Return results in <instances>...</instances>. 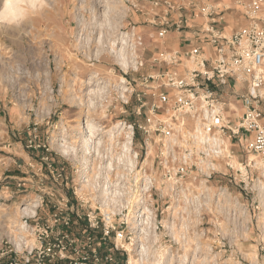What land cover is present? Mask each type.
Here are the masks:
<instances>
[{
	"label": "built area",
	"instance_id": "obj_1",
	"mask_svg": "<svg viewBox=\"0 0 264 264\" xmlns=\"http://www.w3.org/2000/svg\"><path fill=\"white\" fill-rule=\"evenodd\" d=\"M207 2L123 0L144 15L148 38L161 41L187 28L186 15ZM238 6L245 24L237 31L221 35L208 23L200 38L158 52L150 64L156 70L139 83L126 75L146 64L143 36L134 25L117 33L131 39L114 42L132 55L129 67L117 80L95 74V96L113 95L121 107L134 97V116L143 123L98 121L91 129L85 116L73 138L58 140L69 163L80 155L73 194L84 223L72 228L63 199L42 226L25 218L23 264H264V0ZM232 147L245 158L235 160ZM221 181L238 196L216 185ZM33 203L37 210L43 197Z\"/></svg>",
	"mask_w": 264,
	"mask_h": 264
},
{
	"label": "rangeland",
	"instance_id": "obj_2",
	"mask_svg": "<svg viewBox=\"0 0 264 264\" xmlns=\"http://www.w3.org/2000/svg\"><path fill=\"white\" fill-rule=\"evenodd\" d=\"M45 4L43 10L18 26L0 25V91L8 96L5 109L0 100V264H23L20 225L27 218L29 225L42 226L49 221L52 205L62 199L67 201L72 228L78 229L84 223V211L73 194L78 186H74V180L80 155L69 163L58 147L59 139L69 140V134L83 125L85 116L93 119L90 123L100 121L107 126L118 120L142 119L143 123V118L134 116L138 105L134 97L129 105L121 107L113 95L101 101L88 93L97 88L98 77L87 85L90 77L100 74L117 80L125 70L118 67L120 62L109 51L96 53L99 35L104 33L109 41L114 32L129 33L133 25L142 34V59L146 64L137 73L128 71L126 75L137 83L141 76L156 70L150 64L158 52H163L165 46L175 51L179 43L176 34L167 35L163 41L149 39L150 27L144 24V15L123 0H45ZM238 9L244 12L241 7ZM129 42L131 39H127ZM123 56L128 61L132 58L125 51ZM171 70L163 68L166 72ZM133 87L136 93L143 92L137 84ZM19 97L21 111L15 105ZM229 116L232 122L238 120V115ZM232 149L235 160L245 158L237 147ZM21 153L30 158L27 164L21 163ZM225 183L216 185L228 186L233 195L237 194L236 188ZM40 196L42 206L29 209ZM158 206L162 203L158 202ZM23 208L27 213L22 212ZM35 211L38 223L32 219ZM27 240L32 241L33 237ZM255 255V247L249 246L247 259L252 260ZM263 256L260 253V263Z\"/></svg>",
	"mask_w": 264,
	"mask_h": 264
},
{
	"label": "crops",
	"instance_id": "obj_3",
	"mask_svg": "<svg viewBox=\"0 0 264 264\" xmlns=\"http://www.w3.org/2000/svg\"><path fill=\"white\" fill-rule=\"evenodd\" d=\"M238 8V0H208L205 4L196 5L195 8L191 9V14L186 15L187 28L181 32H172V34H176L179 38V43L176 46L177 49L183 47L187 38H200L201 28H204L210 22L216 23L214 28L221 35H227V33L231 34L237 31L245 24L243 13ZM230 21L234 23V26L229 23ZM7 98L8 96L4 94V92L0 91V100L4 103L3 109H5L8 105L5 101ZM32 98L33 96L30 99L32 100ZM8 101L11 103L10 98ZM19 102H21L20 97L15 102V105L16 109L21 111L22 108ZM9 110H11V107L7 108V113H9ZM19 158L22 161L21 163L25 164H27L26 162H29L30 160L28 155L25 153L19 154Z\"/></svg>",
	"mask_w": 264,
	"mask_h": 264
},
{
	"label": "clouds",
	"instance_id": "obj_4",
	"mask_svg": "<svg viewBox=\"0 0 264 264\" xmlns=\"http://www.w3.org/2000/svg\"><path fill=\"white\" fill-rule=\"evenodd\" d=\"M45 7V0H0V25L18 26Z\"/></svg>",
	"mask_w": 264,
	"mask_h": 264
},
{
	"label": "bare ground",
	"instance_id": "obj_5",
	"mask_svg": "<svg viewBox=\"0 0 264 264\" xmlns=\"http://www.w3.org/2000/svg\"><path fill=\"white\" fill-rule=\"evenodd\" d=\"M102 2V1H101ZM102 18H105V17H102ZM79 35H80V32H79ZM105 34L104 33H101L99 35V39H98V42L96 43V46H97V51L96 53L100 52V54L103 52V51H109L108 54L111 55V56H114L116 58V61L120 62V65L121 68L125 69L129 67V61L123 56V53H124V50L123 49H119V50H116L114 49V45H115V40H117L118 42H122L123 44L125 45H128L129 43H127V38H122V37H125V36H121V38L119 37V35L117 34V32H114L112 35H110V37L108 38L109 41H107V36H104ZM98 36V34H97ZM119 37V38H117ZM117 38V39H116ZM112 41V42H111ZM130 41V40H129ZM126 53V51H125ZM132 56V55H131ZM130 56V58H131ZM133 61V60H132ZM100 75V74H99ZM93 80H95V76L94 77H90L87 85H90V82H93ZM97 91H95V89H89L88 93L89 94H93L95 96ZM92 96V95H90ZM88 113V111H87ZM95 124V123H94ZM93 123H88V127L91 128V129H95L96 126L94 125ZM65 145V144H64ZM63 145V146H64ZM64 152H67V148H63L62 149ZM85 160L84 157H82V161ZM35 208V206H31L29 209H33ZM27 209L26 208H23L22 209V212H25ZM27 213V212H25ZM34 214V213H33Z\"/></svg>",
	"mask_w": 264,
	"mask_h": 264
}]
</instances>
